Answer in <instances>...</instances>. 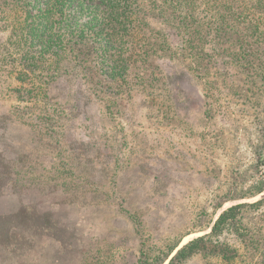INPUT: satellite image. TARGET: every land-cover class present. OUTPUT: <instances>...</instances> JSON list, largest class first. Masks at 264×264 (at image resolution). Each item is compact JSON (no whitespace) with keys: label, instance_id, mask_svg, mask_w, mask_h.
I'll return each mask as SVG.
<instances>
[{"label":"rangeland","instance_id":"1","mask_svg":"<svg viewBox=\"0 0 264 264\" xmlns=\"http://www.w3.org/2000/svg\"><path fill=\"white\" fill-rule=\"evenodd\" d=\"M16 1L0 0V140L26 130L20 124L53 126L60 146L51 154L60 156L41 157L44 172L34 174L71 180L68 159L79 150L68 144L89 143L103 151L107 170L115 166L119 183L101 187L87 206L69 205L79 197L70 189L30 187L18 197L8 188L0 216L36 206L45 220L36 227L41 236L0 248V264H153L177 243L178 250L209 233L197 231L223 210L264 197L246 198L264 180V3L250 0L241 22L198 0V26L187 35L170 27L165 10L137 12L146 25L123 34L109 1ZM44 6L50 19L38 17ZM47 20L53 39L38 56L35 38ZM82 27L81 41L67 45L65 30ZM112 34L124 41L126 59L115 70L101 56ZM25 223L19 226L34 222ZM218 248L236 251L233 264H264V204L241 213L185 264H226L214 255Z\"/></svg>","mask_w":264,"mask_h":264},{"label":"trees","instance_id":"2","mask_svg":"<svg viewBox=\"0 0 264 264\" xmlns=\"http://www.w3.org/2000/svg\"><path fill=\"white\" fill-rule=\"evenodd\" d=\"M16 1V0H15ZM102 2L111 3L112 13L109 14V17L115 20L117 25L122 23L123 28L120 29L123 34H128L129 31H135L136 25L143 26L146 25L143 23L142 19L136 14L139 11H154L164 12L165 10L170 13V19L167 21L170 24V27H178L182 29L187 35L195 33L197 29V19L195 13L199 5L197 4L198 0H160L159 6L145 7L140 0H101ZM250 0H205V5L212 7L214 3V9L223 10V13L229 17L231 20L244 22L245 17L243 15L246 11L252 9V5L249 3ZM256 2L257 6H262L264 0H253ZM16 3H19L16 1ZM49 7V6H48ZM44 6L40 10L42 15L38 17H44L50 19L47 13L49 8ZM21 8H25L26 11H30L27 5L22 4ZM149 9V10H148ZM160 9V10H159ZM152 10V11H153ZM60 18L63 16L60 13ZM243 20V21H242ZM48 22V23H47ZM44 25L41 26V31L38 38H35L36 43L41 46V51L38 56L43 55L45 48L49 47L48 44L52 41L53 36L50 33L52 28V22L47 20ZM66 35L64 40L68 44H75L78 41H81L83 38L86 28H75V29H66ZM124 36V35H122ZM113 40H106L105 44L102 47V59L107 64L108 69L115 70L114 68L120 66V60L125 61L126 59L122 57V47H124V41L122 38L115 39V34H112ZM46 43L45 45H42ZM72 50V48H70ZM54 55H57L56 52H53ZM19 75L20 72H19ZM113 78L115 76H112ZM38 120L39 118L36 117ZM45 118L43 123H45ZM47 120V118H46ZM42 123V124H43ZM21 127H25L26 130H18L16 133L10 132L7 133L6 138L8 142L0 140V195L8 191V188H12V194L20 197L21 190L25 188H34L39 193L47 194L57 191L58 187L62 191L73 190L72 196L79 195V197L73 198L69 202L73 205L75 201L80 200L82 206H87L89 202H94L100 197L98 191L101 187L107 185V183L117 186L119 180L115 181V176L117 170L111 169L113 171L112 177L109 178V170H107L103 165V159L106 158L102 150H99L96 146L90 147L89 143H69L68 146L78 149V156L68 159V165L71 170H67L69 179H63L62 184H56L54 179H49L46 182L44 179L38 177L36 174L43 173L44 168L40 167V162L38 160L43 157L50 155L53 159H58L60 156V151L57 150L56 154H51L53 150L59 148L58 139L56 138L57 131L52 128L53 126H48L47 130L42 127L38 129L33 126H25L20 124ZM31 132V135L26 134L25 131ZM45 130V132H44ZM21 133L25 134L27 138L20 135ZM44 139V142H41ZM92 145V144H91ZM93 146V145H92ZM92 149V150H91ZM111 157V156H110ZM83 167L84 170H79L80 167ZM36 172V174H34ZM35 175L30 178L29 175ZM20 175H23L20 177ZM24 181V182H23ZM264 193V180H259L254 186L252 192L246 197L247 199H253L257 196ZM86 194H89L87 197ZM264 204V197L253 202V203H240L223 210L219 213L216 220L213 222V226L210 229V232L195 238L180 249H178L175 254L172 256L173 252L178 248L179 243L171 247L166 254L161 258L156 260L153 264H185L190 258L196 255L197 251L207 247V244L214 238L215 241H218L221 236H223L231 226L234 225L236 219L240 216L241 213L246 212L250 209L257 210L261 208ZM222 208V204L216 206L213 210V215L215 216L217 212ZM45 216H48L46 213ZM44 216L40 215L36 210V206H26L21 207L15 214L8 216H0V222L4 224L3 228L0 230V248L3 250H9L15 247V243L18 241L20 236L22 240L36 238V236H41V233L36 230L40 223L38 221ZM15 220L17 221L15 225L10 226L8 222ZM34 222L33 226H19V224H27L25 221ZM38 224V225H37ZM212 224V220L201 226L197 232H206L209 230ZM242 237V236H241ZM28 242H31L29 240ZM244 244L252 243L251 248L254 247L253 240H246ZM218 252H214V255L218 256L226 264H233L237 259V253L234 250L230 252H223V248H218ZM141 264H149L143 261Z\"/></svg>","mask_w":264,"mask_h":264},{"label":"water","instance_id":"3","mask_svg":"<svg viewBox=\"0 0 264 264\" xmlns=\"http://www.w3.org/2000/svg\"><path fill=\"white\" fill-rule=\"evenodd\" d=\"M212 226H213V224L210 226L209 230L211 229ZM176 250H177V249H176ZM176 250H175V251H176Z\"/></svg>","mask_w":264,"mask_h":264},{"label":"bare ground","instance_id":"4","mask_svg":"<svg viewBox=\"0 0 264 264\" xmlns=\"http://www.w3.org/2000/svg\"><path fill=\"white\" fill-rule=\"evenodd\" d=\"M220 212V211H219Z\"/></svg>","mask_w":264,"mask_h":264}]
</instances>
